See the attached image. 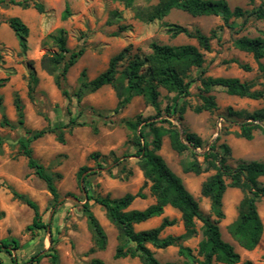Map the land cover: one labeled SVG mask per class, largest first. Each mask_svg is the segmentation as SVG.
<instances>
[{
  "label": "rangeland",
  "instance_id": "374dc122",
  "mask_svg": "<svg viewBox=\"0 0 264 264\" xmlns=\"http://www.w3.org/2000/svg\"><path fill=\"white\" fill-rule=\"evenodd\" d=\"M3 1L5 2L0 3V79L7 77L9 80L0 88L3 108V111L0 110V240L15 237L20 241L21 249L16 252L19 263L26 262L36 253L47 251L53 241L60 256V264H142L139 258H115L119 245L118 229L109 221L105 210L93 202L91 211L106 233L107 246L102 251H90L94 241L83 207L86 191L80 188L77 179L78 170L86 166L96 171L85 184L90 195L118 199L129 193L143 194L145 199L137 198L130 210H143L155 204L156 198L150 190L151 183L145 179L138 165L137 149L131 138L133 132L127 126V122H137L138 117L165 130L169 128L165 121H171L180 132L182 130L204 135L206 145L216 141L217 145L227 144L225 137L232 135L229 144L234 152L232 150L229 164L233 167L240 162H264V132L259 129L254 131L252 141L240 139L238 134L243 119L229 114V111L251 114L264 108V100L230 96L223 89L216 88L208 95L215 98L217 108L197 114L195 108L202 105L201 96L206 94L202 92L200 82H194L190 86L191 95L178 99V104L185 108L182 121H179L177 115H167V107L173 108L176 105V94L169 93L164 88H159L158 107L148 104L142 96H135L129 104L120 107L119 99L109 85L96 92H86L80 102L76 97L83 71L90 80L94 79L107 70L113 57L127 48L129 55L143 58L152 53L153 43L197 46L195 40L185 36L171 38L167 32V24L181 25L190 30L199 29L206 35L213 32L219 35V38L212 40L211 52L203 51L206 77L237 78L242 82L252 83L254 90L264 91V75L259 70V63L251 53L240 51L234 46V41L242 37L264 39V19L256 15L248 17L246 22L245 18H232L230 22L233 28H228L218 16L192 17L183 11L173 10L163 20L144 23L135 18L132 9L112 0H15L30 3V7L26 9L9 4V0ZM225 1L232 10L237 7L248 13L255 12L260 7L264 10V0ZM34 2L44 5L43 13L33 8ZM155 3L157 0L149 4ZM66 5H69L72 15L67 20H62ZM12 17L20 18L29 28L25 52L21 50L7 23ZM122 26L129 28L120 31ZM59 29L66 31L67 46L71 50L82 47L85 49L83 56L67 74L64 87L69 91V97L63 96L54 78L41 68L42 57L49 51L57 50L48 42V37L56 34ZM260 63L264 66V59ZM243 65H248L250 71L241 68ZM32 71L36 73L38 84L30 97ZM199 74L200 71L194 69L192 77ZM16 96L23 105L22 125L18 123L14 103ZM68 110H71V114H68ZM3 113L12 127L1 126ZM70 120L83 123V126L66 128L65 143H60L56 134H47L30 143L34 157L48 172L60 175L56 184L62 205L53 216L52 196L45 183L28 167L27 159L19 152L18 141H27L30 138L27 133L29 130H41L57 123L67 124ZM142 126L144 124L138 126V130ZM147 137L152 139L153 134L148 132ZM161 150L168 158L170 169L197 198L195 199L201 211L215 219L210 200H205L201 195L202 184L215 172L200 175L185 173L184 166L191 161L192 154L190 151H174L168 135L162 138ZM198 152L203 153V150ZM93 153L101 155L98 161L90 158ZM115 159H121V164L115 162ZM198 160L202 162L203 158L199 157ZM98 164L104 168L100 169ZM260 181L264 184V177ZM226 182L229 184L230 180ZM13 191L38 204L43 220L51 222L52 235L45 231L32 233L27 230L34 213L24 202L14 198ZM68 194H73L75 198ZM243 198L244 193L240 189L227 188L223 198L225 218L219 222L221 236L239 253L241 262L249 260L253 264H264V234L256 249L246 251L228 232V226L238 217L239 204ZM257 208L264 224V199L258 202ZM166 217L175 219L176 224L166 228L160 235L161 239L167 236L177 237L186 232L181 213L171 208L164 209L160 217L136 225L135 230L157 227ZM202 226L196 220L194 236L181 241L177 246L166 249H159L152 244L147 246L159 262L183 264L187 260L180 254V248H189L194 255H198L199 244L203 239ZM1 258L4 264H11L7 255L2 254ZM39 264H50V260L44 258Z\"/></svg>",
  "mask_w": 264,
  "mask_h": 264
},
{
  "label": "trees",
  "instance_id": "16d2710c",
  "mask_svg": "<svg viewBox=\"0 0 264 264\" xmlns=\"http://www.w3.org/2000/svg\"><path fill=\"white\" fill-rule=\"evenodd\" d=\"M124 4L126 8L134 11L135 18L144 23H153L163 20L173 10H180L192 17L200 16H218L223 20L224 26L233 28L232 18H245L256 15L264 19V10L260 7L252 13L243 11L240 7L231 9L225 0H157L155 4H149L153 0H112ZM5 1L0 0V3ZM145 2V5L139 3ZM9 4L20 6L24 9L30 7L27 1L9 0ZM33 8L39 12H44V5L40 2H34ZM72 15L69 5H66L62 14V20H67ZM116 15V13L114 14ZM9 27L14 32L22 51L27 50V39L29 28L17 17H12L7 21ZM167 32L171 38L185 36L197 42L196 45L168 46L153 43L151 45L152 53L140 57L139 55H129V49H125L110 60L106 71L90 80L85 71L80 76V85L76 93L78 102L81 101L86 92H96L104 86H111L119 99V106L124 107L131 102L135 96H142L145 101L158 107L160 96L159 88H164L169 93L176 94L174 99L176 105L167 107L168 117L177 115L178 120L182 121L185 108L178 104V99L191 95L190 86L194 82H200L202 95V105L195 108L197 114L204 111H212L217 108L215 98L208 95L213 89L221 88L226 94L239 98L251 100H264V91L254 90V85L248 82H242L237 78L224 77H206L205 54L211 52L212 40L219 38L216 32L211 35L202 33L199 29L190 30L177 24H167ZM129 27L122 26L120 31H125ZM56 51L47 52L41 59V68L54 78L56 86L61 90L63 96L69 97V91L64 87L69 70L85 53L82 47L78 50H71L67 46V33L64 29H59L56 34L48 37ZM234 46L240 51L251 53L254 59L259 63V70L264 75V66L260 63L264 59V39L242 37L234 41ZM204 51V52H203ZM1 60V55H0ZM124 66V67H123ZM123 67L121 71L119 68ZM245 71H250L248 65L241 66ZM199 70L197 77H192V73ZM8 78L0 79V88L8 82ZM38 84V78L35 71L31 72V81L29 84V95ZM15 107L18 113V123L24 122L23 105L20 98L15 97ZM0 110L3 111L0 97ZM71 114V110H68ZM235 116L243 119L240 124L239 138L252 141L254 131L262 130L264 132V108L253 113L236 112ZM169 124L168 129L157 128L153 123L138 117L137 122H127L128 128L133 132L132 142L137 149L136 156L139 158L138 165L145 179L151 183V193L156 198L155 204L148 206L143 210L133 209L130 206L137 198L145 199L141 193L126 194L118 199H111L109 196H93L85 189V184L89 176L96 174L95 169L83 166L77 172L79 186L86 191L84 200V212L88 218L89 228L93 234L94 245L91 252L105 250L107 246L106 233L99 223L96 216L91 211V202L101 206L111 223H113L119 232V245L117 247L115 258H139L142 264H176L172 262L161 263L157 260L154 253L147 246L152 244L159 249L177 246L181 241L187 240L196 233L195 221H200L202 226L203 239L199 244L198 255H194L189 248H180V254L186 258L183 264H253L247 260L241 262L239 253L234 247L222 239L219 222L225 218L223 211V198L227 188H237L244 193V198L239 204L237 219L228 226L229 234L238 242L241 248L246 251H253L259 245L264 234V224L259 215L257 204L264 199V184L260 181L264 177V162H240L233 167L229 164L232 149L227 144L217 145V141L211 144L205 141L195 133L184 131L183 135L178 127L171 121H165ZM144 124L140 130L138 126ZM83 126V123H77L70 120L69 123H57L53 127L37 131H27L30 138L19 140V152L27 159V164L35 175L41 179L49 193L52 196L51 213L54 216L57 209L62 205V199L57 188L56 181L60 175H54L34 157L33 149L30 146L31 141L43 138L47 134H56L60 143H65L64 130L73 126ZM2 127H12V123L2 114ZM153 134L149 139L147 133ZM168 135L171 147L178 153L190 151L191 161L184 166L185 173H194L200 175L209 171L215 173L210 176L201 187V195L210 200L211 212L215 216L205 215L199 206L195 197L185 188L182 180L170 169L164 158L158 153L161 150L162 138ZM2 140L0 138V145ZM208 148L206 151L204 149ZM203 150V153H199ZM101 155L93 153L90 158L98 161ZM199 157L203 161L198 160ZM121 159H115V162L121 164ZM100 169L103 165H97ZM226 180H230L227 184ZM14 198L24 202L32 209L34 217L32 223L28 225L27 230L35 233L36 231H45L52 235L51 222L46 223L40 213L38 204L27 196L13 191ZM68 196L74 197L73 194ZM171 206L181 213L182 221L186 232L180 236H167L161 239V233L168 227L176 224V220L164 218L162 222L152 229L136 231L135 226L148 222L149 220L160 217L164 209ZM2 213H0L1 215ZM47 251H41L33 255L24 263H19L16 252L21 249L20 241L15 238H4L0 240V264H4L1 258L2 254L7 255L11 264H39L44 258H49L50 264H60V256L54 247L53 241Z\"/></svg>",
  "mask_w": 264,
  "mask_h": 264
},
{
  "label": "crops",
  "instance_id": "0c3cea01",
  "mask_svg": "<svg viewBox=\"0 0 264 264\" xmlns=\"http://www.w3.org/2000/svg\"><path fill=\"white\" fill-rule=\"evenodd\" d=\"M196 134H198V136H200L204 141H205V139H206V137L204 136V135H201L200 133H196ZM232 138V135H227L226 137H225V141H226V143L231 147V149L233 150V152H234V148L232 147V145H230L229 144V141H230V139ZM240 139H242V138H240ZM236 142V141H235ZM163 151L162 150H160L158 153L164 158V160L166 161V163L169 165V162H168V158L164 155V153H162ZM170 156V155H169ZM262 178V177H261ZM260 178V179H261ZM196 192H199V191H196ZM196 192H194V193H196ZM198 195V194H197ZM195 197V196H194ZM198 197V196H197ZM196 198V197H195ZM197 199V198H196ZM207 198H205V200H206ZM209 200V199H208ZM206 202V201H205ZM166 208H171V209H173L171 206H167ZM165 208V209H166ZM139 225V224H138Z\"/></svg>",
  "mask_w": 264,
  "mask_h": 264
},
{
  "label": "water",
  "instance_id": "95a60500",
  "mask_svg": "<svg viewBox=\"0 0 264 264\" xmlns=\"http://www.w3.org/2000/svg\"><path fill=\"white\" fill-rule=\"evenodd\" d=\"M181 135H183V131L181 130ZM204 152V151H203Z\"/></svg>",
  "mask_w": 264,
  "mask_h": 264
},
{
  "label": "built area",
  "instance_id": "2783aa9c",
  "mask_svg": "<svg viewBox=\"0 0 264 264\" xmlns=\"http://www.w3.org/2000/svg\"><path fill=\"white\" fill-rule=\"evenodd\" d=\"M208 148L206 147V149H204V151H206ZM200 151V150H199Z\"/></svg>",
  "mask_w": 264,
  "mask_h": 264
}]
</instances>
